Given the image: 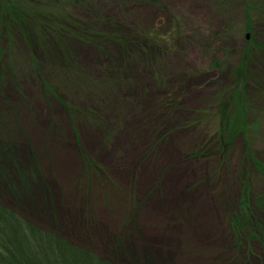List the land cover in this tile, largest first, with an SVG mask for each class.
<instances>
[{"label": "rangeland", "instance_id": "obj_1", "mask_svg": "<svg viewBox=\"0 0 264 264\" xmlns=\"http://www.w3.org/2000/svg\"><path fill=\"white\" fill-rule=\"evenodd\" d=\"M70 7L94 41L1 37V200L117 261L264 264L226 223L244 175L264 189V0Z\"/></svg>", "mask_w": 264, "mask_h": 264}, {"label": "trees", "instance_id": "obj_2", "mask_svg": "<svg viewBox=\"0 0 264 264\" xmlns=\"http://www.w3.org/2000/svg\"><path fill=\"white\" fill-rule=\"evenodd\" d=\"M71 2L82 3V0H0V20L4 23L1 24L5 29L0 31V62L1 60L2 63L4 62L5 51L1 37L2 39L9 37L6 33L7 29L13 30L17 37L27 38L34 44L38 38L43 42L46 36L56 37L57 40L67 36H78L84 40L94 41L98 30L96 33L93 27L81 18L83 24H76L80 28L73 24L71 18L74 17L69 13V10H72ZM139 31L143 37L155 36L150 29H139ZM5 34L7 36H4ZM167 35L169 37H166V41L175 36L171 32ZM42 61L45 63L48 60L42 57ZM31 64L37 67L41 75L40 84L44 93L56 95L51 81L44 77L45 74L41 69L39 70L40 64L36 59L31 61ZM245 82V79L240 78L235 89L241 90ZM72 112L70 111L71 117H73ZM197 122L198 120L194 119L193 123ZM228 123L229 121L224 122L226 128ZM224 128L221 124L219 134L222 138L214 147V150L220 153L224 152L227 146ZM229 131L234 130L230 128ZM7 152L9 156L12 154L9 150ZM262 171L264 172V169ZM19 176L25 181V175L19 174ZM226 223L230 228L234 244L240 246L239 250L253 244H258L264 249V189H253L250 179L248 180L245 175L242 177L235 205L233 208H228L226 213ZM0 264L135 263L103 256L91 246L71 240L56 228L40 226L5 204L0 198Z\"/></svg>", "mask_w": 264, "mask_h": 264}]
</instances>
